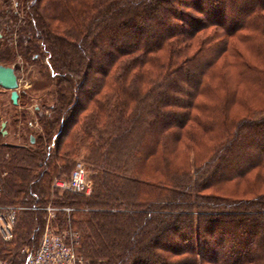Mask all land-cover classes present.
I'll list each match as a JSON object with an SVG mask.
<instances>
[{"label":"trees","instance_id":"obj_1","mask_svg":"<svg viewBox=\"0 0 264 264\" xmlns=\"http://www.w3.org/2000/svg\"><path fill=\"white\" fill-rule=\"evenodd\" d=\"M0 33V64L17 78L18 58L36 64L56 90L29 146L0 128L1 205L71 207L57 218L87 264H264V190L251 178L264 187V0H2ZM231 38L247 56L225 64ZM223 66L246 84L240 101L212 84ZM183 138L200 149L191 159H175ZM78 157L92 191L60 192L54 179ZM236 181L257 193L237 196ZM19 213L0 239L9 264L44 227L43 212Z\"/></svg>","mask_w":264,"mask_h":264},{"label":"rangeland","instance_id":"obj_2","mask_svg":"<svg viewBox=\"0 0 264 264\" xmlns=\"http://www.w3.org/2000/svg\"><path fill=\"white\" fill-rule=\"evenodd\" d=\"M0 1H2V0H0ZM10 7L14 8L13 4H10ZM200 35H202V34H200ZM9 40H10V44H12V38L9 37ZM244 45H245L244 42L238 40L237 38H231L228 41L229 49H228V52L226 55L225 64H226L228 58H230V59L234 58V55L236 54L237 51L241 52L247 56V52H246L247 50L245 49L246 46H244ZM225 46H227V44ZM14 62L16 65H18V71H17V73H18V78H17L18 87H17V91L19 94L22 93L25 98L24 97H23L24 99L21 98L20 105L14 106L11 103L10 98H9V94H8L9 90H5V89H2L0 87L1 88L0 89V114H1V118L5 122V126L7 124V127H8V132L5 130L6 133L2 134V135L5 136L4 142H6V143L14 144V145H21V146H29L30 142L34 141L35 136L42 133V128L40 127V124L38 122V115L42 112L49 113V109H48L49 107L48 106H50L53 103V100L56 96V92H55L56 90H55L54 81L52 80L49 83L45 82V79L41 76V73L39 71V67L36 64H24L20 58H18ZM45 63H47V61H45ZM11 66L13 67L14 63H12ZM146 67L148 69L151 68L150 66H146ZM221 68H222V71H224V75L222 78L215 79L212 82L213 86L214 87L221 86L218 89L219 96H222V94L225 92V90L228 89L234 95H236V97H234L235 100L240 101V98H241L240 96H242V95L244 96V94L240 90L243 89L244 86H246V84H244V82H241L236 77L234 70H232L231 68H230L231 69L230 70L228 66H223ZM223 83H224V85H223ZM218 84H221V85H218ZM42 103H45V106H42V105L40 106V104H42ZM234 110H237L240 113L242 112L240 106H237ZM196 127L197 126L194 124H192V126H190V128L197 129ZM30 139H32V140H30ZM190 143L192 145L195 144V142H193V141L190 142V140H188L186 138H183L180 142L176 143L175 149L177 152H179V154L177 156H175V159H180V160L181 159H187V158L191 159L194 157L193 155H195L196 153H198V151H200L199 147H195V149H193V147L190 148V146H189ZM185 146H186V148H185ZM78 161L82 162L85 169H86L87 177H88L89 181L91 182V191H92V185H93V180L91 178L92 170H91V168H89L87 166V164H86L87 162L84 159H82L81 157H78L75 159L73 167L75 166V164ZM72 169H71V171H72ZM255 174H252L251 178L256 180L255 181L256 187L257 188L259 187V191L264 190L263 185H261L262 184L261 180L257 176L258 174H256V175ZM62 178H66V177H62ZM249 184H250V182H246V181H236V182L227 184L226 187H228V189L232 187L231 188L232 190H234L235 188L238 189L239 194H237V196H243V197L251 196L252 197L253 195H255L257 193L256 191L253 193H249V194H245L248 191H244V189H246V187ZM52 185H53V183H52ZM57 190H59V189H57ZM59 191L60 192H66L67 190L66 191L59 190ZM67 192H69V191H67ZM69 193H72V192H69ZM7 205H10V204H7ZM11 205L21 207V209L18 211V213L20 211H21L20 213L25 212V211L43 212V214H42L44 216V225L43 226L44 227L49 226V227L55 229L56 232H58L62 235H65V239L68 240V242L71 240L70 237H73V236H69V232L73 233L74 238L76 239V240H74L75 245H76L75 248L77 249L78 244H79V242H78L79 234L76 230L69 227V218H66V223L63 225V228L60 227L59 219L57 218L59 211H63L65 214V217H68L70 215V212L73 210L71 207H68V206L57 207L51 203H47L45 205H40V204L39 205L38 204H36V205L25 204L24 205L22 203H15V204H11ZM30 207H36V209H30ZM46 207H49L50 210H47ZM18 213H17V215H18ZM17 215H16V219H14L15 222H14V226H13L12 237L10 240H12L14 233H15L16 223L18 220ZM40 233H42V232H40ZM5 242H8V241H5ZM37 243H38V241H37ZM25 247L26 246L22 247L21 249H19L17 251L13 260L18 259L19 261H21V259L23 257V255L21 254V250ZM77 254L79 255L78 252H77ZM0 262H4V263L9 264V262L2 257H0ZM84 262H85V264H87L88 261L84 260Z\"/></svg>","mask_w":264,"mask_h":264},{"label":"built area","instance_id":"obj_3","mask_svg":"<svg viewBox=\"0 0 264 264\" xmlns=\"http://www.w3.org/2000/svg\"><path fill=\"white\" fill-rule=\"evenodd\" d=\"M53 186L72 193L89 194L91 191V182L80 161L75 164L68 177L56 178ZM20 209L19 206L0 204V238L3 241L11 239L14 219ZM30 209H36V207H30ZM46 209L50 210L49 207ZM69 236L73 237H70L71 240L68 242L65 235L45 226L37 245L34 248L25 247L21 250L23 257L18 264H85L82 256L77 254L74 234L69 232ZM0 264L8 263L0 262Z\"/></svg>","mask_w":264,"mask_h":264},{"label":"water","instance_id":"obj_4","mask_svg":"<svg viewBox=\"0 0 264 264\" xmlns=\"http://www.w3.org/2000/svg\"><path fill=\"white\" fill-rule=\"evenodd\" d=\"M1 37V33H0ZM0 87L5 90H9V98L13 105L17 104L18 99V83H17V77L14 71V68L12 66L8 65H2L0 64ZM5 122H1L0 128L1 133L5 134L6 131L4 130ZM32 140V139H30Z\"/></svg>","mask_w":264,"mask_h":264}]
</instances>
